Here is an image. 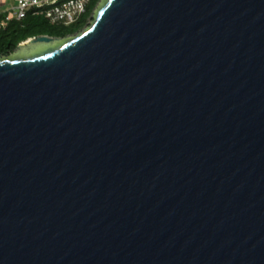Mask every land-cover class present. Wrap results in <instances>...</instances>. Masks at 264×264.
I'll use <instances>...</instances> for the list:
<instances>
[{"label":"water","instance_id":"water-1","mask_svg":"<svg viewBox=\"0 0 264 264\" xmlns=\"http://www.w3.org/2000/svg\"><path fill=\"white\" fill-rule=\"evenodd\" d=\"M17 48L0 264H264V0H101Z\"/></svg>","mask_w":264,"mask_h":264},{"label":"trees","instance_id":"trees-1","mask_svg":"<svg viewBox=\"0 0 264 264\" xmlns=\"http://www.w3.org/2000/svg\"><path fill=\"white\" fill-rule=\"evenodd\" d=\"M99 1L90 0L85 13L76 22L69 25H52L43 15L32 13L22 20L10 21L9 24L0 27V55L12 52L21 41L30 37L49 35L64 38L79 32L87 26Z\"/></svg>","mask_w":264,"mask_h":264},{"label":"built area","instance_id":"built-area-1","mask_svg":"<svg viewBox=\"0 0 264 264\" xmlns=\"http://www.w3.org/2000/svg\"><path fill=\"white\" fill-rule=\"evenodd\" d=\"M89 2L90 0H0V4H3L0 5V17H3L4 22H10L22 20L32 13L43 15L55 25H69L85 13ZM96 9L94 8L93 13ZM93 13L88 23L92 20Z\"/></svg>","mask_w":264,"mask_h":264},{"label":"rangeland","instance_id":"rangeland-1","mask_svg":"<svg viewBox=\"0 0 264 264\" xmlns=\"http://www.w3.org/2000/svg\"><path fill=\"white\" fill-rule=\"evenodd\" d=\"M100 1H101V0H100ZM100 1H99L98 4L96 5L95 9H96V8L98 7V5L100 4ZM0 5L3 6V4H0ZM93 14L95 15V12H94ZM92 20H93V18H92ZM92 20H91V21H92ZM48 22H49V21H48ZM7 23L9 24V22H4V21H3V17H0V24H2V26L7 25ZM49 23H50V22H49ZM50 24H52V23H50ZM89 24H90V22L87 24V26H88ZM52 25H55V24H52ZM87 26L83 27L79 32L83 31ZM79 32H77V33H79ZM77 33H75V34H71V35L66 36V37H64V38L74 36V35H76ZM8 55H10V54L0 55V57H6V56H8Z\"/></svg>","mask_w":264,"mask_h":264},{"label":"flooded vegetation","instance_id":"flooded-vegetation-1","mask_svg":"<svg viewBox=\"0 0 264 264\" xmlns=\"http://www.w3.org/2000/svg\"><path fill=\"white\" fill-rule=\"evenodd\" d=\"M34 37H36V36H34ZM34 37H30V38H34ZM30 38H28V39H26V40H24V41H21L19 44H22V43H26ZM18 44V45H19ZM39 43H36L35 45H38ZM18 45L16 46V48L12 51V52H10V53H8V54H12V53H14L15 51H17V47H18ZM31 46H33V45H31ZM26 49V48H25ZM29 50V49H28Z\"/></svg>","mask_w":264,"mask_h":264}]
</instances>
